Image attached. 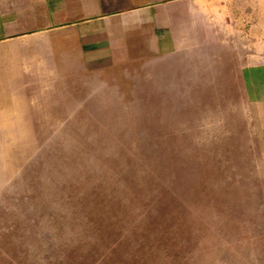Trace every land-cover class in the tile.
Listing matches in <instances>:
<instances>
[{
    "label": "rangeland",
    "instance_id": "1",
    "mask_svg": "<svg viewBox=\"0 0 264 264\" xmlns=\"http://www.w3.org/2000/svg\"><path fill=\"white\" fill-rule=\"evenodd\" d=\"M123 91L66 98L63 110L37 113L43 121L32 123L47 127L0 128V264H88L105 232L70 224L86 193L92 213L111 210L88 223L112 227L126 264H264V209L236 176L235 136L225 132L238 93L220 104ZM150 178L162 205L150 192L137 200L132 183L146 188Z\"/></svg>",
    "mask_w": 264,
    "mask_h": 264
},
{
    "label": "crops",
    "instance_id": "2",
    "mask_svg": "<svg viewBox=\"0 0 264 264\" xmlns=\"http://www.w3.org/2000/svg\"><path fill=\"white\" fill-rule=\"evenodd\" d=\"M126 88L172 103L238 93L224 131L264 209V0H0V128L47 127L37 113L66 98Z\"/></svg>",
    "mask_w": 264,
    "mask_h": 264
},
{
    "label": "trees",
    "instance_id": "3",
    "mask_svg": "<svg viewBox=\"0 0 264 264\" xmlns=\"http://www.w3.org/2000/svg\"><path fill=\"white\" fill-rule=\"evenodd\" d=\"M231 144H233V143H231ZM231 159H233L232 157H230ZM130 174H132V175H130L131 176V178H132V176H136L135 175V171L134 172H132V173H130ZM150 183H149V186H147L146 188H144V187H139V186H137V184H138V182L136 183H132V185H134V187H133V191L136 193V196H137V200L139 199V198H143L144 199V197L146 196V194H148V192H150L149 194H148V196H150V197H156V203H158V204H160V205H162V198L161 199H159V197L161 196V194L164 192L162 189H160V183L158 184V182H156V180L155 179H153V178H150ZM130 188V190H132V186L131 187H129ZM36 190H38V189H36ZM95 191V190H94ZM39 192H41L40 190H39ZM67 192H73V191H70V190H67ZM96 192V191H95ZM114 192H116L117 193V191L114 189V191L113 192H111L112 194L114 193ZM132 192V191H131ZM90 193H92V192H90ZM94 193V192H93ZM116 193H114L112 196L114 197V198H117V200H118V195L116 194ZM127 193V192H126ZM68 199H69V195H65ZM74 196H76V195H74ZM95 196V195H94ZM61 198H62V196L61 195H59V198H57V199H54V201L55 202H58V201H60L61 200ZM26 199H31V197L29 198V197H26ZM87 199V193H86V196L85 197H83L82 198V202H83V204H80V206L78 207V208H81V209H78L77 208V210H81V212H82V216L84 217H82V219H76V217H71V216H69V218L71 219V222H70V224L71 223H76L77 222V220H78V224H80L81 223V226L82 227H84V226H86L87 224L88 225H90V229L91 230H93V231H97L98 229H103L104 230V234L105 235H100V243L98 244V245H96V246H93L91 249H92V252H91V249L90 250H88V253H90L91 255H92V258L93 259H91V261H89V263L90 264H126V262H128V259L124 256V252H120V253H118V249L120 250L121 249V243H120V241L118 240V239H116L114 236V234L112 233L113 231H111V229H112V227L107 223L106 225H105V223H106V221L105 222H103L102 223V220L100 221L99 219H97V222L96 221H92V223L93 224H90V223H88V221H90V219L92 218V216H96V214L98 213V215H101V212L100 211H102V217L104 216V214H106L107 213V211L108 212H110L111 210L110 209H108V208H106V210H105V212L103 211V209H104V205H101V206H99L98 208H96L94 211H93V213H92V210L93 209H88L87 207L89 206V204H84V202H85V200ZM130 199H133V197H130ZM128 201H129V199H128ZM131 201V200H130ZM61 202H65V200H64V197H63V199H62V201ZM132 202V201H131ZM151 203V202H150ZM153 204H154V200H153ZM60 205V204H59ZM70 205V204H69ZM68 204H61V206H64V207H67V206H69ZM148 205H150V204H148ZM164 205V204H163ZM166 205H168L167 203H166ZM73 206L74 207H76L75 206V204H73ZM41 207H42V210H46V205H41ZM109 207V206H108ZM115 209H113L114 211H113V214L114 215H117L118 213H115V212H117L118 211V209H119V207H115V206H113ZM131 207H133V204H131L130 206H128L127 208H131ZM54 208H56V209H59L57 206L56 207H54ZM102 208V210H100ZM167 208V207H166ZM55 209V210H56ZM74 210H75V208H74ZM110 210V211H109ZM60 211V210H59ZM95 212H96V214H95ZM148 217V216H147ZM67 218V217H66ZM89 219V220H88ZM100 219H102V218H100ZM95 222H96V224H95ZM115 222V221H114ZM161 223L163 222L162 220L160 221ZM165 222V221H164ZM116 223V222H115ZM69 224V225H70ZM60 226V225H59ZM161 226H162V224H161ZM165 226L166 225H164L163 227L165 228ZM81 227V228H82ZM163 227H162V229H163ZM171 230V227H169L166 231H164V232H160L161 234H160V240H162V241H164V242H166L167 244H168V240L170 239V236H172V235H170V234H172V230ZM83 232H85L84 230H82ZM111 231V232H110ZM103 233H101V234H103ZM174 233V232H173ZM84 236H85V234H84ZM103 237V238H102ZM97 239V238H96ZM101 239H102V241H105V243L103 242V243H101L102 241H101ZM94 244V243H93ZM95 245V244H94ZM162 245V244H161ZM87 249V248H86ZM150 251V250H149ZM163 256L165 255V253H161ZM90 255V256H91ZM136 257H138V256H136ZM116 258V259H115ZM59 260H60V258H59ZM130 261H132V262H134V257L133 258H130ZM88 263V264H89Z\"/></svg>",
    "mask_w": 264,
    "mask_h": 264
}]
</instances>
